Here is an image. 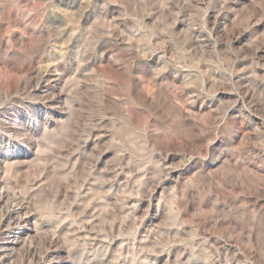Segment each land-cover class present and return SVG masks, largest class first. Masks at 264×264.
Here are the masks:
<instances>
[{"label":"rangeland","instance_id":"374dc122","mask_svg":"<svg viewBox=\"0 0 264 264\" xmlns=\"http://www.w3.org/2000/svg\"><path fill=\"white\" fill-rule=\"evenodd\" d=\"M0 264H264V0H0Z\"/></svg>","mask_w":264,"mask_h":264}]
</instances>
